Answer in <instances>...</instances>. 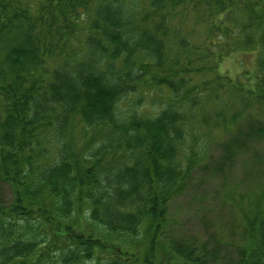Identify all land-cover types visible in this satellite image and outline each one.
Instances as JSON below:
<instances>
[{
    "label": "trees",
    "instance_id": "1",
    "mask_svg": "<svg viewBox=\"0 0 264 264\" xmlns=\"http://www.w3.org/2000/svg\"><path fill=\"white\" fill-rule=\"evenodd\" d=\"M198 168L222 238L169 225ZM0 184V264H264V0H0Z\"/></svg>",
    "mask_w": 264,
    "mask_h": 264
},
{
    "label": "rangeland",
    "instance_id": "2",
    "mask_svg": "<svg viewBox=\"0 0 264 264\" xmlns=\"http://www.w3.org/2000/svg\"><path fill=\"white\" fill-rule=\"evenodd\" d=\"M253 59V54H234L221 61L218 72L235 78L244 70L254 68L252 67ZM157 98L159 101V97ZM241 169V165L235 166L231 177H240ZM187 183L185 192L174 199L169 206V215L172 219L169 225H172L175 231L172 233L186 238L196 235L206 237L209 230L216 229L222 238V230L226 229L231 217L228 210H223L219 206L218 189L221 185L219 176L208 174L205 168H198ZM0 193L3 199L9 197V191L5 185L0 184ZM226 236L227 233L223 238L225 239ZM231 240L227 238L225 241L233 242Z\"/></svg>",
    "mask_w": 264,
    "mask_h": 264
}]
</instances>
